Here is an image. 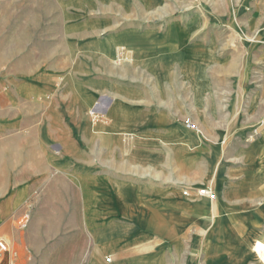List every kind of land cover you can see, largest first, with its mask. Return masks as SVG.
I'll list each match as a JSON object with an SVG mask.
<instances>
[{
  "label": "crops",
  "instance_id": "crops-1",
  "mask_svg": "<svg viewBox=\"0 0 264 264\" xmlns=\"http://www.w3.org/2000/svg\"><path fill=\"white\" fill-rule=\"evenodd\" d=\"M60 1V62L0 53V221L37 194L68 264H264V0Z\"/></svg>",
  "mask_w": 264,
  "mask_h": 264
},
{
  "label": "rangeland",
  "instance_id": "rangeland-1",
  "mask_svg": "<svg viewBox=\"0 0 264 264\" xmlns=\"http://www.w3.org/2000/svg\"><path fill=\"white\" fill-rule=\"evenodd\" d=\"M64 9L66 3L60 0H0V42L11 47L9 54L5 48L0 53L7 52L11 69L15 70L20 62L30 65L27 69L36 68L37 62H42L43 68H53L54 63L60 62L63 52L55 49L54 53L52 47L61 38ZM36 197L37 194L31 195L22 205L7 211L10 220L0 221V236L6 237L16 264H68L67 249L69 241L76 238L78 221L51 220L76 217L77 204L64 203L72 210L52 209L55 204L50 201L36 207Z\"/></svg>",
  "mask_w": 264,
  "mask_h": 264
},
{
  "label": "built area",
  "instance_id": "built-area-1",
  "mask_svg": "<svg viewBox=\"0 0 264 264\" xmlns=\"http://www.w3.org/2000/svg\"><path fill=\"white\" fill-rule=\"evenodd\" d=\"M99 102L98 104H100ZM264 109V106H263ZM89 114L91 115L92 120H97L99 117L102 116V114L98 113L95 109V106L89 110ZM183 124L185 127H188L189 129L193 130H199L198 126L195 122H193L190 119H186L183 121ZM184 194H187V190L183 191ZM196 193L200 196H206L210 199H213L215 197V194L208 188V187H199L196 189ZM10 253V246L6 239L3 237H0V264H16L9 258Z\"/></svg>",
  "mask_w": 264,
  "mask_h": 264
}]
</instances>
